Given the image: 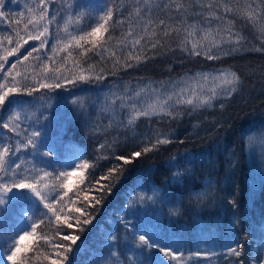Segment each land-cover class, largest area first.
<instances>
[{"label":"snow or ice","instance_id":"1","mask_svg":"<svg viewBox=\"0 0 264 264\" xmlns=\"http://www.w3.org/2000/svg\"><path fill=\"white\" fill-rule=\"evenodd\" d=\"M5 3L0 0V21L12 27L0 33V264H185L182 237L161 224L154 210L151 219L142 211L143 206L173 203L174 197L151 186V195L136 191L145 187L140 183L129 192L127 216L119 221L132 237L128 244L122 246L115 232L105 234L94 248L81 237L96 227L93 222L104 200L128 166L174 142L172 132L152 127L153 122L224 109L242 94L256 69L229 65L179 79L138 77L135 83L120 74L137 71L157 57L173 63L177 58H203L223 64L228 58L264 54V0H98L89 5L31 0L15 17L4 11ZM260 75L264 78V70ZM81 84L95 85V97L69 93L71 98L63 97V103L74 117L79 114L85 134L96 140L91 160L78 145L64 140L65 129L55 125V114L51 120L46 115L52 93ZM141 120L149 127L138 132ZM221 127L215 123L213 130ZM244 142L264 145V123L249 130ZM194 156L185 149L168 165L179 169V161L188 164ZM102 160L114 163L97 179ZM237 164L233 154L228 169ZM84 172L92 177L86 184ZM187 172L184 167L172 179L179 182ZM73 177L79 181L75 186ZM259 188L264 191V170ZM250 191L254 196L255 177ZM193 195L200 201L210 193ZM227 202L239 209L235 195ZM168 215H179L178 208ZM240 224L233 215L220 240L218 224L201 225L205 238L198 244L209 246L197 247L188 259L216 257L221 253L214 249L220 248L227 264H264V240L253 248L249 235L240 234ZM86 250L92 255L82 262Z\"/></svg>","mask_w":264,"mask_h":264},{"label":"trees","instance_id":"2","mask_svg":"<svg viewBox=\"0 0 264 264\" xmlns=\"http://www.w3.org/2000/svg\"><path fill=\"white\" fill-rule=\"evenodd\" d=\"M31 0H6L4 11L12 14L25 11V5L30 4ZM81 4H96L98 0H79ZM7 21H0V33H6L11 29ZM116 35H119L117 31ZM30 44L37 42L30 41ZM51 43V41L49 42ZM28 45H25L27 48ZM24 51L23 49L21 50ZM14 58L10 57L9 62ZM171 65L173 71L166 69ZM232 65L245 70L256 69L254 75H249L246 80L247 87L241 95L234 97L225 103V108L200 110L199 114L193 117H184L175 122L159 123L153 122L154 128L161 131L172 132L173 143L164 145L159 151L149 153L147 157H141L133 165L128 166L121 182L113 188V191L104 200L100 212L93 222L96 225L91 231L85 232L81 239L87 241L89 248L98 246V242L103 240L108 232H115L120 239L121 245L128 244L132 237L119 224L122 218L127 216L125 211L128 194L136 183L144 185L136 191H145L151 195L148 186L159 188L161 195L167 191L170 198L174 197L173 203H157L149 209L142 207V211L148 212V218H152L153 210L159 218L161 224L167 225L170 232L182 237V242L186 245L183 248L185 254V264H227L223 258V249H214L221 255L210 259L193 258L188 259L191 252L199 248H206L209 245L199 243L203 237L201 235V225L211 222L218 224L217 239L220 240L224 235V229L230 222L233 215L240 221V234L247 233L250 237L248 243L255 248L264 240V191L259 188L260 172L264 170V157L262 153L255 150H247L244 142L245 134L249 130H256L264 123V78L260 71L264 70V54L250 53L236 58H228L223 64L220 62L206 61L203 58L179 59L175 62L171 58L157 57L153 62L147 64L137 71H129L128 74L121 73L122 80H131L135 83V78L145 77L154 80L178 79L185 73H191L197 69H211L213 67H227ZM7 67V66H6ZM111 80V78H110ZM95 85H76L58 89L52 93L51 108L46 115L51 120L55 114V125L63 126L65 129L64 140L71 141L78 145L82 151L88 153L87 159L91 160L95 154L96 140L88 137L86 129L81 125V118L77 113L74 117L64 106L63 97L73 95H87L95 97ZM107 91V88H104ZM107 123V121H104ZM220 123L223 127L213 130V125ZM199 127H193L194 125ZM138 132H142L149 127L143 120L138 122ZM115 135V133H113ZM184 144H180V140ZM134 146L127 148L130 153ZM185 149L195 154L191 163L185 164L179 161L181 167L170 168L168 161L171 157H177L184 153ZM117 155L122 154L117 149ZM126 154V153H125ZM238 161L234 170H229L227 161L233 158ZM109 161H100V167L96 170L95 178L104 175L109 167ZM188 168L185 179L179 182L172 179L173 173L183 171ZM85 184L92 177L88 172H84ZM255 177V195L253 196L250 187L253 186ZM212 179L213 187L208 188V179ZM79 183L73 177V185ZM83 188L84 185H81ZM228 191H219V189ZM208 191L209 197L198 201L193 195L194 192ZM92 192V195H95ZM71 195V194H70ZM235 195L239 202V209H233L228 204V198ZM178 208L179 215L169 218V210ZM131 219V217H128ZM135 223V221L133 220ZM92 255L87 250L82 253L80 260L87 261ZM130 255V253H129Z\"/></svg>","mask_w":264,"mask_h":264},{"label":"rangeland","instance_id":"3","mask_svg":"<svg viewBox=\"0 0 264 264\" xmlns=\"http://www.w3.org/2000/svg\"><path fill=\"white\" fill-rule=\"evenodd\" d=\"M201 70H204V71H208V70H210V69H197V70H195V71H201ZM195 71H193V72H191V73H188L189 75H192V74H194V72ZM181 78V77H180ZM179 79V78H178ZM254 146H256V151H258V152H260V153H262V151H264V145H261L259 142H257L255 145H253V146H251V147H247V150H253L254 149Z\"/></svg>","mask_w":264,"mask_h":264},{"label":"bare ground","instance_id":"4","mask_svg":"<svg viewBox=\"0 0 264 264\" xmlns=\"http://www.w3.org/2000/svg\"><path fill=\"white\" fill-rule=\"evenodd\" d=\"M253 150H255L256 151V146H254V149ZM258 152V151H257ZM258 153H260V152H258Z\"/></svg>","mask_w":264,"mask_h":264}]
</instances>
